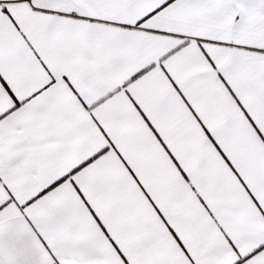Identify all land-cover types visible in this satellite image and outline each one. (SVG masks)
<instances>
[{
    "label": "snow or ice",
    "instance_id": "obj_1",
    "mask_svg": "<svg viewBox=\"0 0 264 264\" xmlns=\"http://www.w3.org/2000/svg\"><path fill=\"white\" fill-rule=\"evenodd\" d=\"M0 264H264V0H0Z\"/></svg>",
    "mask_w": 264,
    "mask_h": 264
}]
</instances>
